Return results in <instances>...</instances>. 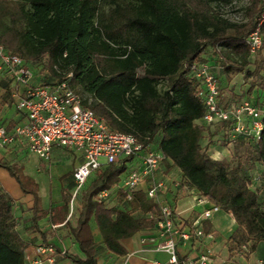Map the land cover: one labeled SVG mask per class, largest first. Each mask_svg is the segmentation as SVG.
Masks as SVG:
<instances>
[{
  "label": "trees",
  "instance_id": "trees-1",
  "mask_svg": "<svg viewBox=\"0 0 264 264\" xmlns=\"http://www.w3.org/2000/svg\"><path fill=\"white\" fill-rule=\"evenodd\" d=\"M233 1L0 0V45L36 64L40 81H63L72 73L71 88L83 105L104 118L111 129L133 135L142 145L163 153L164 173L180 172L178 189H194L222 210L231 211L237 226L229 238L230 252L248 245L252 253L264 241V127L258 141L239 137L233 142L228 162L214 159L202 144L205 108L196 97L190 73L193 63L205 61L220 68L229 80L242 75L248 84L243 96L264 110V45L252 55L246 44L258 25L264 0H250L247 21L242 24L221 13ZM3 87L1 103H8L10 84ZM80 91L91 93L93 100L88 102ZM222 125L230 144L229 126ZM128 162L98 170L84 189L78 221L70 226L84 254L72 257L75 264H98L92 223L107 250L120 257L127 255L122 240L156 228L158 203L144 189L134 191L129 199L120 187ZM0 166L23 191L38 198L37 185L16 165L0 162ZM257 171L261 182L256 185ZM114 186L115 204L96 201L100 191ZM16 205L0 185V264H26ZM62 210L59 220L63 222L70 200Z\"/></svg>",
  "mask_w": 264,
  "mask_h": 264
},
{
  "label": "built area",
  "instance_id": "built-area-1",
  "mask_svg": "<svg viewBox=\"0 0 264 264\" xmlns=\"http://www.w3.org/2000/svg\"><path fill=\"white\" fill-rule=\"evenodd\" d=\"M246 44L252 55L257 54L264 45V2L258 25L246 38ZM190 73L197 86L196 97L205 108L203 123L227 124L232 143L239 137L253 141L260 139L264 127V110L259 105L245 99L241 103L223 106L218 77L210 62L196 61L191 66ZM0 74L8 78L12 87L11 99L17 110L27 119L25 123L16 125L13 131H9L0 120V148H7L20 141L30 152L45 160L51 159L56 146L84 155V162L74 172L76 187L71 201L70 217L74 212L76 197L93 173L107 165L128 160L130 168L123 176L120 187L131 199L134 191L145 186L148 198L160 207L156 230L161 240L157 242L155 238H150L141 242L143 245H150L155 251L167 253L168 260L166 263L152 261L150 264L211 263L214 256L211 248L207 247L197 257L183 258L179 254V246H189L194 239L214 238V234L207 233L201 223L221 208L197 194V204L203 207V211L188 230H185L183 223L177 220L176 210L164 200L167 183L163 171V153L152 146L142 145L133 135L111 129L104 118L85 107L80 95L71 88L72 73L63 81H36L33 64L0 45ZM173 182L178 186L176 180ZM114 190L100 191L96 201H108ZM56 252L53 246L37 248L39 258L55 255ZM65 253L64 251L62 254Z\"/></svg>",
  "mask_w": 264,
  "mask_h": 264
},
{
  "label": "crops",
  "instance_id": "crops-1",
  "mask_svg": "<svg viewBox=\"0 0 264 264\" xmlns=\"http://www.w3.org/2000/svg\"><path fill=\"white\" fill-rule=\"evenodd\" d=\"M213 68L215 73L217 70L221 73L220 68ZM36 76V81H39L37 74ZM4 83L10 84L8 78L0 74V120L5 123L9 131H13L16 125L25 123L27 119L17 110L12 99L8 103H1L5 94ZM10 88H12L11 85ZM0 162L16 165L37 185L38 198L32 193L23 191L16 178L6 168L0 166V185L17 204L15 209L17 232L25 244L26 264H75L73 256L84 257L79 243L71 235L70 226H75L78 221L81 212L80 198L85 185L76 197L72 216H69L76 187L74 172L84 162V155L78 151L56 146L51 159L45 160L30 152L25 144L17 141L7 148H0ZM173 171L175 170L170 173ZM170 173L165 174L167 191L164 193V200L173 204L177 220L183 222L185 230H188L200 216L203 207L197 204V193L194 189H178L173 182L180 179V172L176 170L175 174L173 173L174 177ZM145 188L143 186L141 189L145 190ZM116 199L117 194L114 190L108 202L111 205L115 204ZM67 200H70V210L65 221L62 222L59 219L63 212L62 207ZM57 214L59 216L55 217ZM67 221L69 225L65 224ZM201 224L207 233L214 234V238L194 239L189 246L181 244L179 246L181 257H197L209 247L214 252L210 264H261L264 262V241L260 242L252 253H249L248 245L234 253L230 252L229 238L237 226L231 211L226 212L221 209L211 218L203 220ZM91 228L98 245V264H150L152 261L166 263L168 260L167 253L155 251L150 245H143L141 242L143 239L150 238L160 241L156 228L142 230L131 238L122 240L127 250L125 257L109 252L94 223L91 224ZM39 246H53L57 252L55 255L39 258L37 253ZM64 251L66 253L62 254Z\"/></svg>",
  "mask_w": 264,
  "mask_h": 264
},
{
  "label": "rangeland",
  "instance_id": "rangeland-1",
  "mask_svg": "<svg viewBox=\"0 0 264 264\" xmlns=\"http://www.w3.org/2000/svg\"><path fill=\"white\" fill-rule=\"evenodd\" d=\"M250 5V0H234L230 5L221 8V13L223 17L227 18L231 22L242 24L247 21L246 7ZM35 70L37 65L33 64ZM220 89H221V103L223 106L227 107L233 103H241L246 97L243 96L244 90L247 89V83H244V78L242 75L233 76L230 80L223 76L222 73L216 72ZM82 97L88 102L93 100L91 93L87 91H80ZM226 127L222 123H214L212 125H207L205 138L202 140L204 146L207 145L208 152L214 159H221L228 162L232 157V151L234 149L233 143L226 144L225 131ZM176 171V170H175ZM175 171L173 173L175 174ZM172 176L174 177V174ZM259 171L254 172L255 184H259ZM94 178V173L87 180L84 189L89 186ZM116 187H112L114 190ZM199 205V204H198ZM202 207L201 205H199Z\"/></svg>",
  "mask_w": 264,
  "mask_h": 264
}]
</instances>
